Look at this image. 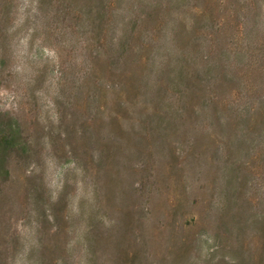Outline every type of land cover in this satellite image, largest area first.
Masks as SVG:
<instances>
[{
  "label": "rangeland",
  "instance_id": "1",
  "mask_svg": "<svg viewBox=\"0 0 264 264\" xmlns=\"http://www.w3.org/2000/svg\"><path fill=\"white\" fill-rule=\"evenodd\" d=\"M0 264H264V0H0Z\"/></svg>",
  "mask_w": 264,
  "mask_h": 264
},
{
  "label": "trees",
  "instance_id": "2",
  "mask_svg": "<svg viewBox=\"0 0 264 264\" xmlns=\"http://www.w3.org/2000/svg\"><path fill=\"white\" fill-rule=\"evenodd\" d=\"M7 139H10L9 144L11 146H19V140L17 138V135L12 134L9 138L7 136L0 137V154L2 151H4L7 148Z\"/></svg>",
  "mask_w": 264,
  "mask_h": 264
}]
</instances>
